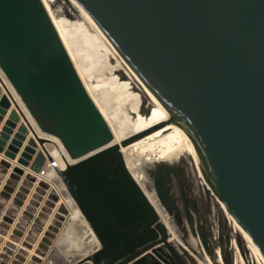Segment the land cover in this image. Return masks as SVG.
Listing matches in <instances>:
<instances>
[{
	"label": "water",
	"instance_id": "95a60500",
	"mask_svg": "<svg viewBox=\"0 0 264 264\" xmlns=\"http://www.w3.org/2000/svg\"><path fill=\"white\" fill-rule=\"evenodd\" d=\"M76 1L135 82L170 109L172 120L192 139L208 186L188 156L145 167L148 188L173 221L172 238L129 170L121 145L112 143L113 131L44 1L0 0V70L27 111L0 75V94L1 84L7 92L0 99V118L11 105L8 96L15 104L0 132V151L21 117L4 155L15 159L32 133L17 162L30 164L33 173L25 175L17 196L23 198L33 186L46 160L54 162L99 242L78 264H264V0ZM53 137L72 159L65 157L64 167L47 146ZM10 166L1 160L2 172ZM23 173L14 167L4 189L11 190ZM48 189L22 246L29 249L35 242L61 199L45 178L13 229V242H6L0 264ZM211 201L220 214L216 229L209 223ZM68 212L64 203L58 205L36 253L44 255ZM26 255L19 249L11 264H22ZM38 262L33 255L28 264Z\"/></svg>",
	"mask_w": 264,
	"mask_h": 264
},
{
	"label": "bare ground",
	"instance_id": "6f19581e",
	"mask_svg": "<svg viewBox=\"0 0 264 264\" xmlns=\"http://www.w3.org/2000/svg\"><path fill=\"white\" fill-rule=\"evenodd\" d=\"M43 1L85 87L99 109H102L101 112L106 116L105 118L114 134L112 143L121 145V152L129 170L156 206L162 220L172 232V238H176L173 221L160 204L154 190L148 188L149 178L145 167L162 160L176 162L188 156L196 166L201 182L208 186L201 169L200 157L192 139L182 127L172 120L174 115L170 109L163 106L139 83L135 82L128 68L96 32L80 3L76 0H63L64 3L68 4L67 8L71 9L69 10L72 18H68V15L65 14L67 8H64V6L57 7V0ZM117 66L124 73L126 83L123 82V76L119 77L118 71H114ZM136 94L146 101L136 97ZM16 96L25 108L19 96L17 94ZM32 122H34L33 119ZM146 130H149V132L125 145L122 144L123 140L135 137ZM39 133L44 135L40 131ZM53 140L54 142L47 144V146L54 160L60 167H64L65 157L70 162L72 159L61 141L56 137H53ZM47 171L44 178L51 183V188L59 192L61 199L58 202L65 204L66 200L64 198H66L72 210L69 211L67 207L69 212L63 222H66L68 218L70 225L62 232L57 245L66 246L71 253L70 255L79 254L80 258L98 246L99 242L54 167L48 168ZM55 179L59 180L58 183L54 182ZM79 225H83L84 229L82 233L77 234L75 233L76 226ZM36 254V256H40L38 253ZM199 264L205 263L200 261ZM210 264L212 263L210 262Z\"/></svg>",
	"mask_w": 264,
	"mask_h": 264
},
{
	"label": "crops",
	"instance_id": "0c3cea01",
	"mask_svg": "<svg viewBox=\"0 0 264 264\" xmlns=\"http://www.w3.org/2000/svg\"><path fill=\"white\" fill-rule=\"evenodd\" d=\"M0 75L4 79L7 87L10 89L11 93L13 96L17 99L16 93L14 89L11 87L10 83L7 81L6 77L0 70ZM2 90L0 94V99L3 94H7L6 89L3 84H1ZM9 97V100L11 102V105L6 108V113L1 114L0 118V132L2 131L3 126L5 125V122L7 121L9 114L13 108H15L14 101ZM20 103V102H19ZM21 104V103H20ZM22 106V105H21ZM23 110L27 114V111L25 108L22 106ZM22 119V120H21ZM19 121H17V126L13 128V132L10 134V138L7 140V144L4 146L3 151H0V162L2 159H6L10 161L11 166L7 168L6 172H2L0 170V229L3 230V232L0 233V255L3 253V249L5 247V244L7 241H12L10 240V236L12 235L13 229L16 228L17 223H19V218L22 217V213L25 211L26 206L28 205L29 200L31 199L32 194L35 192V188L38 185L39 180H36L33 184V186L28 187L27 186V191L22 192L23 198L18 197L17 193L19 192V187L22 186L23 180L25 179V175L27 173H33V171L30 169V164L28 166H24L22 164H19L17 162L18 157H20L28 138L31 136L32 133L27 135L26 139L23 141V145L19 147V151L17 152V156L15 159H10L9 157L4 155V151L7 149L8 145L11 142V139L14 137L15 133H17V129L19 124L23 121V118L21 117ZM32 120V119H31ZM34 123V122H33ZM35 124V123H34ZM36 126V125H35ZM38 130V129H37ZM39 133V132H38ZM40 134V133H39ZM41 135V134H40ZM39 149V148H38ZM48 160L44 163L43 166L46 165ZM32 162V159L30 163ZM20 167L24 170V173L20 175V179L16 181L15 185H11V190L6 191L4 189L6 184V181L10 178V174L13 172L14 167ZM48 171H46L47 174ZM47 176V175H46ZM48 178V176H47ZM50 189L47 190L45 194L42 195V199L39 201V205L35 206V211L32 212L31 217H29V220L26 224H24V229L22 230V236L19 237L18 242H14L16 247L12 250L13 252L10 254H6L7 256L5 258V264H11L12 259H14L15 255L18 253L19 249H26L28 251V255L25 256V261H23L22 264H28L29 261H31L33 255L36 254V250L38 249V243L41 241L42 237L44 236L45 231L47 230L48 225L51 222V219L53 218L54 214L57 211V207L60 202L56 204L54 208H52V212L49 214V218L44 220L45 224L42 225V230L38 232V236L35 237V242L32 244V246L27 249L22 246V243L25 241L26 235H28L29 230H31V226L34 223V220L38 217V213L41 211V208L44 206V202L47 199L48 193ZM5 193V195H4ZM17 199L16 202L14 200ZM7 217V220H4V218ZM69 219L67 218L66 222L63 224L62 230L70 225ZM8 223V227L5 229L4 227L1 226V223ZM5 229V230H4ZM60 229V231H62ZM62 231V232H63ZM60 232H58L57 236L59 235ZM13 242V241H12ZM62 247V248H61ZM70 251L67 249L66 246L63 245H56V238L53 240V243L48 247L47 250H45L44 255L38 256L40 258V262L37 264H78L76 261L79 258V254H72L70 255Z\"/></svg>",
	"mask_w": 264,
	"mask_h": 264
},
{
	"label": "rangeland",
	"instance_id": "374dc122",
	"mask_svg": "<svg viewBox=\"0 0 264 264\" xmlns=\"http://www.w3.org/2000/svg\"><path fill=\"white\" fill-rule=\"evenodd\" d=\"M56 5H57V7L58 6H64V8H67V6H68V4H66V3H64V1L63 0H57V2H56ZM70 9V8H69ZM68 8H67V12L65 13V14H67L68 15V18H72V14L70 15V10H69ZM118 71V75H119V77H122L123 75H124V73H122V70H120V68L117 66V68H114V71ZM126 78V77H125ZM125 78H124V76H123V82H125L126 83V80H125ZM137 95V94H136ZM135 95V96H136ZM136 97H139V98H141V99H143V100H145L144 98H142L140 95H137ZM146 101V100H145ZM146 104V103H145ZM102 110V109H101ZM104 115V114H103ZM105 116V115H104ZM106 117V116H105ZM187 160H188V158H187ZM188 162H189V160H188ZM49 179V178H48ZM58 179H55L54 180V182L55 183H58ZM65 200H66V206L69 208V211H72L71 210V207H70V205H69V203H68V201H67V199L66 198H64ZM65 222H63V224H64ZM63 227V226H62ZM62 227L60 228L61 230H62ZM77 227H78V229H77ZM80 229V230H79ZM83 229H84V227H83V225H79V226H76V231H75V233H77V234H80V233H82V231H83ZM63 231V230H62ZM62 231H60V233H59V235L56 237V245L58 244V240H59V238H60V236H61V234H62Z\"/></svg>",
	"mask_w": 264,
	"mask_h": 264
},
{
	"label": "flooded vegetation",
	"instance_id": "af4514ba",
	"mask_svg": "<svg viewBox=\"0 0 264 264\" xmlns=\"http://www.w3.org/2000/svg\"><path fill=\"white\" fill-rule=\"evenodd\" d=\"M188 181L190 180L188 179ZM207 207H208V204L206 203L204 208L206 209ZM210 210H211V213H210ZM219 221H220L219 211L217 207L215 206V202L211 201L209 202V223H215L216 225L215 229H216L219 226Z\"/></svg>",
	"mask_w": 264,
	"mask_h": 264
},
{
	"label": "built area",
	"instance_id": "2783aa9c",
	"mask_svg": "<svg viewBox=\"0 0 264 264\" xmlns=\"http://www.w3.org/2000/svg\"><path fill=\"white\" fill-rule=\"evenodd\" d=\"M50 167H54V162L53 161H47L46 165L42 167L41 171L39 172V174H37V180H41L42 178L45 177V173L48 170V168Z\"/></svg>",
	"mask_w": 264,
	"mask_h": 264
}]
</instances>
